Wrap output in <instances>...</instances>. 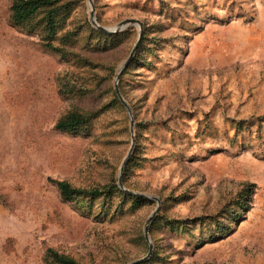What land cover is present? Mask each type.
I'll return each mask as SVG.
<instances>
[{"label": "rangeland", "instance_id": "rangeland-1", "mask_svg": "<svg viewBox=\"0 0 264 264\" xmlns=\"http://www.w3.org/2000/svg\"><path fill=\"white\" fill-rule=\"evenodd\" d=\"M12 2L0 0V264H50L49 249L129 264L150 242L141 264H264V0H93L102 26L142 24L119 82L132 115L115 81L139 27L105 38L89 0H66L55 45L75 33L88 65L43 48L41 15L13 24ZM73 110L94 116L56 129ZM120 176L148 198L122 195ZM56 181L110 191L66 200ZM245 182L256 190L235 222L224 213Z\"/></svg>", "mask_w": 264, "mask_h": 264}, {"label": "trees", "instance_id": "trees-1", "mask_svg": "<svg viewBox=\"0 0 264 264\" xmlns=\"http://www.w3.org/2000/svg\"><path fill=\"white\" fill-rule=\"evenodd\" d=\"M10 12V19L15 25L27 24L41 15L42 20L45 24V33L42 37V45L44 49L56 53L63 58H76L83 64L89 65L91 63L88 58H85L79 53L73 51L74 49H72V46L76 41L75 33L70 32L65 34L60 38L61 45H55V42L58 40L57 38L61 24L66 19V16L71 12L70 3L66 2V0H13ZM97 33L105 38L108 37V34H104L102 32ZM73 87L77 88V91L79 93L83 90L82 84L77 85L76 83H74ZM92 116L94 115L85 114L77 110L70 111L62 118H60V120L56 124V129L63 132L75 133L88 125ZM55 183L61 193V196L66 200H73L77 197L96 199L103 195H107L110 191V189H108L109 187L104 189H82L76 188L66 181H56ZM113 188H115L117 192H121L120 189H118V186L115 185L113 186ZM255 190L256 185L254 183H242L241 190L238 194L239 199L236 203V206L229 207L224 214L229 215V217H231L233 221L238 222L251 208ZM121 193L125 197H130L135 200L141 199L125 192ZM207 220H211L208 221L209 225L219 224V220L215 217H207ZM227 228L228 227L220 225L211 232L214 234L211 235L210 238H218L222 234L226 233L225 230H228ZM217 229H219L220 231H216ZM46 258L50 264H79L73 257L60 254L54 249H49L47 251Z\"/></svg>", "mask_w": 264, "mask_h": 264}, {"label": "water", "instance_id": "water-1", "mask_svg": "<svg viewBox=\"0 0 264 264\" xmlns=\"http://www.w3.org/2000/svg\"><path fill=\"white\" fill-rule=\"evenodd\" d=\"M90 2V5L92 7L91 11H90V18H91V21H92V24L94 27H96L100 32L104 33V34H108V35H114V34H118L122 31H124L125 29H127L128 27H131V26H136V27H139L140 29V34H139V38H138V41L136 43V45L134 46L129 58L126 60L125 64H124V67H122L120 70H119V73H118V76H117V79L115 81V88H116V93L119 97V99L124 103V105L126 106V108L128 109L130 115L131 114V109L130 107L128 106V104L124 101L123 97H122V94L120 92V88H119V82H120V78H121V75L122 73L124 72V70L127 68V66L129 65L130 61L133 59L134 55L136 54L139 46L141 45V42H142V38H143V30H142V24L139 20L137 19H128V20H125V21H122L121 23H119L118 25L114 26V27H105V26H102L99 22H98V19L96 17V12H95V9L93 7V0H89ZM131 131L132 133H134V120L132 119L131 120ZM135 147V139L133 137V141H132V147H131V150L128 154V157H127V160L129 159V157L131 156L132 152H133V148ZM124 166H125V163L123 164L122 168H121V175L123 174V171H124ZM119 186L122 190H124L126 193L128 194H131V195H137L139 197H142V198H148L144 195H141V194H136L132 191H129L125 188L124 184H123V180H122V177L120 176V179H119ZM158 203H159V206L157 207L156 211L153 213V215L150 217L148 223H147V226H146V229H145V236H146V239L148 242H150V238H149V225L151 224V222L153 221L154 217L156 216V214L159 212L160 210V201L157 200ZM153 252V244H151L150 242V251L148 253V255L142 259H139L137 261H134V262H131L129 264H141L143 262H145L147 259H149V257L151 256Z\"/></svg>", "mask_w": 264, "mask_h": 264}]
</instances>
